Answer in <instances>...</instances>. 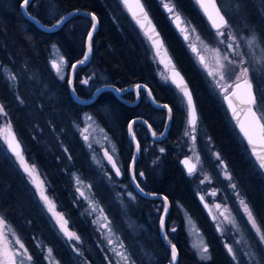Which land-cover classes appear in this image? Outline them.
I'll return each instance as SVG.
<instances>
[{
  "label": "trees",
  "instance_id": "16d2710c",
  "mask_svg": "<svg viewBox=\"0 0 264 264\" xmlns=\"http://www.w3.org/2000/svg\"><path fill=\"white\" fill-rule=\"evenodd\" d=\"M175 1L176 4L188 12L194 22L202 20L199 11H196L194 16V10L197 7L192 1ZM20 2L21 0H0V103H3L4 106L6 104V108L9 111L12 108L11 112H14L12 118L15 128L22 135L24 134L20 125L23 117L21 109L18 108L16 111H14L15 108L13 109V100L12 102L10 101L13 92L9 89V81L3 78V68L17 76L16 85L21 87V97L24 100V104L26 105L27 103L26 108L32 109V113L35 115L32 114L33 120L37 123V127L39 126L43 129V124L41 123L46 121L48 129L54 134L53 136H55V132L59 133L61 142L64 145L68 144L67 147L71 150V152L69 151L71 158L75 159L79 151L74 149L73 142L70 143L69 133L63 132V134L58 129L54 119L57 110L63 116L62 122L64 126L67 121L71 122L78 118L82 112L89 111L105 127L106 123L103 119L108 117L112 127L107 129L123 132L117 141L123 149L128 164L131 147L127 131L129 120L134 116H140L153 124L148 112L142 108L143 105L141 104V108L134 111L133 108H128L121 103L111 91L101 92L91 105H77L71 99L67 81H59L55 78L47 63L49 46L52 44H56L62 50L69 63L82 59L85 52L87 32L90 30L92 23L91 20L83 16H75L64 23L59 30L43 32L22 12L19 7ZM110 2L111 0H33L27 11L32 17L46 26H51L56 19L76 9L85 10L97 16L98 27L93 35L91 60L87 67L79 68L75 74L74 90L77 96L86 98L90 95L89 92L102 85H112L122 89L142 84L151 91L155 99L168 103L173 108L167 138L160 144L157 143V145H161L164 148L161 175L153 180L148 177L149 175L145 174L147 181L146 183L142 181L140 185L142 188L161 193L168 198L170 204L168 220L172 218L175 203L183 205L198 225L205 228L215 262L218 264H232L230 259L225 254L223 255L222 246L214 238L215 232L211 229L212 224L196 198L188 176L179 165L177 146L184 127L185 112L177 105L174 97L169 92L165 95L161 93L163 92L161 91L163 86L159 84L156 76V66L143 45V35L127 13H120L119 21H114L111 15ZM144 3L162 35L165 45L168 47L174 63L191 86L199 120H201L217 151L227 162L241 187L242 193L247 198L245 180L251 179L253 181V186L257 193V201L254 204H251L249 199L248 201L260 226L264 228V175L251 158L226 109L207 89L201 73L193 63L181 39L173 28L171 29L169 22L164 20L165 17L158 2L156 0H144ZM52 13H55V15ZM90 74L92 79L89 82V87H82L80 80ZM141 95H143L142 100L145 99L144 92L141 91ZM148 106L150 105L148 104ZM151 109L153 110L154 108ZM153 111L161 115V122L158 124L160 126L165 119L164 111ZM135 125V133L145 132L146 129L142 124ZM155 127H157L156 123ZM27 139V149H29L32 156L49 177L51 182L49 187L52 189L51 197H54L58 204H61L62 208L61 206L60 208L62 211L68 212L70 216L68 218L71 224L73 223L75 226L82 242L93 251L91 230L79 217L77 210L73 208L69 193L66 191L65 180L61 174H58L55 160L50 157L51 154H48L42 148L41 144L38 142L34 143L29 137ZM145 169V166L140 163L137 164V171H145ZM152 181H155L156 184L151 185ZM138 197L140 198V205L138 206V210H141L138 212L140 214L144 213L143 209L150 203L157 206L160 203L162 204V201L157 199ZM33 198L34 195L31 188L22 179L9 157L0 148V211L5 214L6 218L9 217L12 222L17 223L16 226H19V228L20 220L27 223V226H29L26 227L27 234L37 236L40 235V231L42 232L40 230L41 214ZM41 220L43 224H46L44 218ZM176 223L178 239L172 241L179 247L184 243L181 237L183 232L181 216L177 217ZM44 228L46 227L44 226ZM23 232H25L24 229ZM46 234H51L50 243L55 250H58L56 247L60 245V241L57 240V236L55 237L50 231H46ZM156 241V247L154 240V245L149 248L150 250H146L157 252L158 260H156V264H161L166 260L169 249L161 243L159 238ZM58 252L63 262H65L64 264H71V259L63 255L64 249L60 248ZM83 260L92 262L89 255H84ZM96 260L101 261V258L95 253ZM185 262L186 264H200L192 254L182 260L183 264Z\"/></svg>",
  "mask_w": 264,
  "mask_h": 264
},
{
  "label": "rangeland",
  "instance_id": "374dc122",
  "mask_svg": "<svg viewBox=\"0 0 264 264\" xmlns=\"http://www.w3.org/2000/svg\"><path fill=\"white\" fill-rule=\"evenodd\" d=\"M190 1H192L196 6L195 0ZM215 1L222 14L225 15L226 19L232 26L233 33L237 36L236 43L239 44L240 47L236 48V52L243 53L244 58L248 61L259 59L264 56V49H249L246 45V41L240 39V37H246L249 33L255 32L258 35V38L264 41V0ZM174 2L176 8L182 14L183 21L187 22L189 30L191 31L192 28L196 30L195 33L190 35V41L196 44L198 52L193 53L188 47V44L185 42V40L183 41L184 47L188 51L198 71L201 73L202 79L206 84L207 89L225 108L224 103L222 102L220 89L216 87V83L208 75V71H213L216 74L217 81H219V69L217 68V61L219 60L221 63H227L226 61H223V55L226 53V45L219 43V39H223V37L219 39L216 38L215 31L211 29L210 26H208L206 23L201 22L204 20L194 22L188 12L181 6L176 4L175 0ZM110 3L111 15L114 21L117 22L119 21V14L127 13V11L123 7V5L120 4V0H111ZM196 11L198 12V10H194V16ZM176 34L180 39V36H183L182 33ZM197 34L201 37L202 42L196 40ZM148 48L150 50L149 56L156 66V76L159 80V84L162 85L167 90V92H169V94L174 97L177 105L180 106L186 113V105L181 104L180 98L177 97V91L173 88L169 81H165L164 79V77L167 75L165 68L159 65L158 62H154V56L152 54L151 47L149 46ZM59 55H62L65 58L64 54L62 53V51H60L59 47L56 44L50 45L47 60L48 66L54 77L59 81H63L57 77L56 72L52 69L50 64V60L58 59ZM199 55L204 56L205 64L208 66L207 70L205 69L204 65L199 62ZM65 61L66 65H61V70L65 75V80H67V77L69 75V64L66 58ZM2 71L3 78H5L8 73H12L6 68H3ZM89 71L92 72L91 69H89ZM88 77H92V75L90 74L89 76H85L83 79H86ZM253 81L254 91L257 98V106L261 110H264V72L255 73ZM16 83V81L8 83L9 89L12 90L13 96L15 98L12 99L13 96L11 97L10 95V101L12 102L13 100L12 105L13 109L15 108L14 111H16L18 108L21 109L20 111L23 117L21 119L20 125L25 135H22L20 131L15 128V124L12 118L14 112H11L12 108L11 111H9L6 108V104L4 107L8 113V116L6 118L0 117V125L4 123L5 119L11 121L13 131L17 135L19 141L22 143L26 160L36 165L37 170L40 174V178L45 181L46 188L49 186V184L51 185V182L49 180V177L47 176L46 171H44V169L32 156L29 149H27V137H29V139L34 143L38 142L39 144H41L42 148L48 154H51L50 157L55 160V163L57 164L56 168L58 167V174H61L65 180L66 191L69 193L73 208L77 210L79 217L85 222V224L89 226L92 233L91 243L93 246V251L83 242L77 245L75 241L68 242L63 238V234L59 232L58 227H56L55 221L48 213L43 203L40 201L38 194H36L35 188L29 182V178L24 174L22 169H20L15 157L7 153L3 139H0V148L9 157L12 165L16 168L26 184L31 188L34 195L33 201L37 203V206L40 209V214L46 221V224L44 223L42 227V240L41 237H37L33 234H27L26 227H29L27 226V223L20 220L18 224L20 225V229L19 226H16L17 223L12 222L9 217L6 218L5 214L0 211V216L6 218L8 224L11 225V227L18 234L21 241L24 243L25 247L29 250L30 255H32L33 257L32 264H50V261H54L55 264L65 263L63 262L61 255L58 252L60 248L64 249L63 255L71 259V264H123L121 258L115 255L114 249L116 251H125L130 256L131 261H134V264H156V260H158L156 256L157 252H150L149 248L154 245V240L155 247L157 245L156 239L159 238L160 234L159 217L163 214V203H160L158 206L150 203L143 209L144 213H138L139 211H141L140 209L138 210V206L140 205V198L127 185L120 184L117 179L114 178L108 171L109 164L104 158V150H108L114 157L117 156L116 141L106 131L108 127H112L109 118L105 117V115L103 114L105 117L103 121L106 123L105 127L101 123V121L89 111L82 112L78 116V118H75L74 121L71 122L67 121L66 125L64 126L62 122L63 116L60 114L61 112L59 110L55 112L56 115L54 116V119L58 126V129L61 131V133H69L70 143L73 142L74 149L79 151L75 159L71 158V160H69V151L71 152V150H69V148L67 147L68 144L64 145V143L61 142L59 133L55 132V136H53L54 134H52L53 132L51 133L50 129H48L46 121L41 123L43 124V129L39 126L37 127V123H35L32 116V114L34 115V113H32V109L26 108L27 103L25 102V105L24 100L21 97V87H18ZM220 83L224 82L220 81ZM17 96L20 97L23 103H20V101L16 99ZM0 104L4 105L3 103ZM86 116H91L93 120L87 121L85 119ZM44 126L47 128H45ZM85 127H88V131L85 133V135L89 136L88 142L84 141L80 132V129ZM101 129H103L102 132ZM186 131L189 133V136H185ZM191 135V129L187 127L185 116L184 127L177 146V152L179 154L178 161L186 156L191 157V161L196 164L197 170L195 174H193L192 176L187 175L188 179L193 186L196 198L198 195L205 197L212 217L216 218L215 222L212 223V226L216 227L217 224H220L222 231L219 233L221 236V241H223L224 248L225 244H229L236 250V255L239 257V259L237 261H233L232 257L229 256L225 248V251L229 256L231 263L249 264V258L245 256L244 253L251 251L256 256V260L259 261V264H264V245L259 244V240L256 237L255 231L248 223L247 217L243 213L242 208L235 195V192H239L240 196L244 198L248 204L249 201L251 204L256 203L257 193L254 189L253 181L251 179L245 180V184L247 187L245 191L248 194L247 198L246 195L242 193L241 187L237 182L235 176L232 174L233 172H231V169L228 166L227 162L221 157L219 151H217L214 143L211 141L210 137L205 131L201 120L198 119V126L195 133L196 141L194 144L190 139ZM105 136L108 137L107 140L104 138ZM89 144H91V147H89ZM113 146L115 148L114 153L112 152ZM141 148L143 152L141 151L142 154L140 164L142 166H145L146 169L144 172L145 174H147V176L149 175L148 177L156 179L155 177H159L161 175L160 170L163 164V152H161L160 149L163 147L161 145L154 144L153 142L149 143L147 141L143 143V147ZM190 148L193 150L190 151ZM132 151L133 158V148ZM214 153H218L221 159L224 161V164L227 166V169L232 176L231 182L224 178L222 168L220 167V161L215 158ZM197 154L200 157L199 162H197L196 160ZM138 157L136 160H138ZM134 166L135 164L133 165V168ZM73 174L83 180V184L80 185V187L85 192L86 197L88 198L87 201L85 200V198L79 197V193H77L76 191L77 185L73 180ZM109 177H111V179H109ZM205 177H207L208 179H205ZM201 180H204L205 182L201 183ZM230 183H234L236 185L235 190H233L229 186ZM154 184H156L155 181L151 182V185ZM89 186H91V190H89ZM209 191L216 193L215 195L217 202L221 204L222 208L227 207L229 209L230 218L234 219L236 223L235 228H233L231 224L226 223L224 221V218L219 215L218 210L212 203V200L209 199ZM129 192H131L135 197L134 200L129 198ZM52 199L56 205L57 211L62 212L65 215V218L69 221L70 230L77 233L75 226L73 225V223L71 224L68 218V212L65 213L64 211H62L61 204H58L57 200H55L54 197ZM89 202H92L95 205L97 209L96 212H91V210L88 208ZM101 208L104 211V215L107 216L108 220L110 221L111 231L105 228H99L98 224L93 223L94 219L100 217L99 209ZM89 212H91V214H89ZM226 215H228V213H226ZM168 216L169 210L165 216L166 229L168 230L172 228L177 229V217L181 216L183 220V232L181 233V237L183 238L185 245H183V243L181 246H179L180 253L178 252V258L179 254L181 255V260L192 254L194 258L199 259L197 256V246H200L202 242L205 244L207 243L203 235L199 233L198 223L194 220L187 209L180 203H175L171 220H168ZM103 222V218L100 217V223ZM44 226L46 228H44ZM23 229L25 230V232H23ZM46 231H50L55 237L57 236V240L60 241V245L56 247L58 250H55L54 246L50 243L49 239L52 238V236L51 234H46ZM175 232L176 231H168L167 234L169 235V237H171V239L173 238V240H176L178 239V234L177 232ZM25 239L28 240L25 241ZM109 239L113 241L112 245L108 244ZM237 240L240 241L239 244L236 243ZM121 242L124 244L123 249L119 248ZM70 243L72 245H75L79 249L81 255H77L72 251ZM172 243L174 242L172 241ZM37 245H41V247H37ZM46 248L52 249V257H50L48 261L44 259V256L46 255ZM146 249L149 250L147 251ZM95 253L100 256L101 261H95ZM84 255H89L92 259V262L83 260ZM169 260L170 250L168 256L166 257V260L161 264H167ZM180 262L181 264L184 263H182V261ZM25 264H27V262H25ZM253 264H256V262L254 261Z\"/></svg>",
  "mask_w": 264,
  "mask_h": 264
},
{
  "label": "snow or ice",
  "instance_id": "6c2138e0",
  "mask_svg": "<svg viewBox=\"0 0 264 264\" xmlns=\"http://www.w3.org/2000/svg\"><path fill=\"white\" fill-rule=\"evenodd\" d=\"M33 0H21L20 9L24 12L25 15L29 16V18L35 19L28 13L27 9ZM196 4L204 11V14L211 21L212 28L215 30L216 38L219 39L220 44L226 45V53L223 55V61L227 63H221L219 60L217 61V68L219 69V81L216 79V74L213 71H208V75L212 78V80L216 83V87L220 89V94L223 96L224 101L227 103L228 109L231 111L233 118L236 120L237 126L240 129V132L243 134L245 140L251 148V155L255 157L258 168L261 171H264V110H261L257 106V98L254 93V81L253 77L257 72H264V56L259 59H254L252 61H248L244 58L243 53H237L236 48L240 47L239 44L236 43L237 36L232 31V26L229 21L226 19L225 15L222 14L221 10L217 6L215 0H209V3H206L205 0H195ZM120 4L123 5L124 8L131 14L132 19L135 21V24L140 28L143 32L144 36L150 42V47L152 54L154 56V62H158L163 65L165 71L168 73L164 79L165 81H170L172 85L175 86L177 90V97L180 98L181 104L186 105V121L187 127L191 129V141L194 144L196 141V130L198 126V113L196 106L194 104L193 95L190 91L187 83L185 82L184 77L175 67V64L169 53L166 49V46L161 39V35L157 28L154 26L152 19L149 16L148 11L146 10L145 4L143 0H120ZM161 4L164 10L169 14V19L175 24L176 28L180 33L183 34V39L188 44V47L191 49L193 53L198 52V48L196 44L190 41V35L195 33V29L192 28L191 31L187 26V22L185 26L182 25V14L176 8L174 0H161ZM209 7H211L214 11L213 13L209 12ZM55 15V13H52ZM69 15H74V13H70ZM87 15L91 16V30L87 32V51L83 53V59L77 60L75 63L71 64V69L73 73L77 69L78 65H83L88 60L90 53L92 52V40L93 33L97 27V16L94 13H88ZM67 17L61 16L59 19L55 20V23L51 25V28L48 30L58 28ZM246 41V45L249 49L261 48L264 49V41L258 38V35L255 32L249 33L246 37H240ZM196 40L201 41V37L197 34ZM202 42V41H201ZM206 47V46H205ZM230 57H238V58H230ZM199 62L204 65L207 70L208 66L205 64L204 56H198ZM50 64L53 70H55L56 75L59 79L65 80V75L62 73L61 65H66L65 58L62 55H59L58 59L50 60ZM10 83L17 80V76L14 73H8L5 76ZM92 77H88L81 81L82 84L87 85L89 80ZM223 81L224 83H220ZM67 83L69 86H72V78L69 77L67 79ZM144 88L143 85L137 84L135 85V89L137 90V94L139 95V90ZM243 90V95H239V91ZM114 91L117 93L121 91H127V89L114 88ZM101 91L100 88L96 89V92ZM96 93H92L95 95ZM148 96L151 97V91H148ZM20 103L23 101L19 96L16 97ZM234 99L236 103H234ZM155 103V101H153ZM237 103L239 104V110L237 108ZM158 107L162 109H167L169 118L173 113V108L168 104H158ZM8 113L4 107V105L0 104V117L6 118ZM85 119L87 121H92L93 118L91 116H86ZM136 121H131L128 124V131L131 135V139L136 141V135L134 134L133 125ZM147 123V121H145ZM167 124H165V128ZM88 131V127L80 129L82 138L85 142L89 141V136L85 135ZM103 129H101V132ZM149 131L152 132L153 138H157V136H163V132L159 134L156 131H153L152 126L149 124ZM185 136H189V133L186 131ZM106 140L107 136L104 137ZM0 139H3V142L7 145V151L11 153L12 156L15 157L16 162L19 164L20 169L24 172V174L29 178V182L35 188L36 194H38L40 201L43 203L44 207L47 209L48 213L51 215L53 220L55 221L56 227H58L59 232L63 234V238L72 242L75 241L76 244L82 243L81 237L75 232L70 230L69 221L65 218V215L62 212L57 211L56 205L52 198L47 194L45 181L40 178V174L37 170V167L34 163H30L26 160L24 151L22 149L21 142L17 138V135L14 133L12 128V123L10 120L4 121L2 125H0ZM91 147V144H89ZM137 151L140 149V144H136ZM192 151L193 149H189ZM67 151V150H65ZM161 152L164 151L163 148L160 149ZM112 152H115L114 146L112 147ZM215 158L220 161V167L222 168L224 178L231 182L232 176L229 173L227 166L224 164V161L221 159L218 153H214ZM104 158L107 160L108 164L111 165L112 170L115 173V176L119 177L121 175V169L118 167L116 160L113 155L110 154L108 150H104ZM133 163L135 162V155H133ZM69 160H71V156H69ZM191 157H186L182 164H184L187 174L192 176L196 172V164L190 163ZM196 160L199 162L200 157L197 154ZM129 171L132 174V181L135 184V187L144 195H155L154 193L145 192V190L141 187L139 183H137V177L134 174V168L130 167ZM107 175V173H106ZM141 178L144 177V173H139ZM111 179V177H109ZM205 179H208L205 177ZM73 180L77 185L76 191L79 193V197L85 198L87 201L85 192L82 190L80 185L83 184V180L78 176L73 174ZM204 180H201V183H204ZM210 182V181H209ZM229 186L235 190L236 185L234 183H230ZM89 190H91V186H89ZM215 192H212L211 195H215ZM237 200L242 208L243 213L247 217L248 223L251 225V228L255 231L256 237L259 240L260 245H264V228H262L252 210L251 206L246 202L244 198H242L239 192H235ZM130 199H135L131 192L128 193ZM78 197V198H79ZM163 199V213L159 217L160 230L163 234V239L170 246V264H177V246L172 243L167 234L168 231H175V228L170 230L166 229V220L165 215L168 212L169 201L167 197H160ZM201 203L204 204L205 208L208 207V204L204 202V197H200ZM216 209L219 211V215L224 218V221L228 224H231L233 228L236 227L235 220L230 218L229 209L224 207L222 211L221 205L216 204ZM88 208L91 212H96L97 209L92 202L88 203ZM89 212V214H91ZM100 217L103 218V223H100V217L94 219L93 223L98 224L99 228H105L111 231L110 221L108 217L104 215L103 209H99ZM228 213V215H226ZM211 215V213H210ZM215 217L213 220L215 222ZM190 223V221H189ZM217 232H221L220 224L216 225ZM14 241V242H13ZM237 244L240 243L239 240L236 241ZM108 244L112 245L113 241L111 239L108 240ZM0 264H32L33 257L30 255L29 250L25 247L24 243L19 238L18 234L15 230L8 224L5 217L0 216ZM18 245V247H17ZM37 247H41V245H37ZM70 247L72 251L77 255H81L79 249L70 243ZM119 248L123 249L124 244L121 242ZM225 248L232 257L233 261H237L239 257L236 255V250L229 244H225ZM46 255L44 259L48 261L50 257H52V249L46 248ZM115 255L119 256L123 261V264H134V261H131L130 256L125 251H116L114 249ZM210 250L207 244L201 243L200 246H197V256L203 262V264H207V261L211 259ZM245 256L249 258V264H253L255 261L256 264H259V261L256 260V256L248 251L244 253ZM50 264H55L54 261H50Z\"/></svg>",
  "mask_w": 264,
  "mask_h": 264
},
{
  "label": "flooded vegetation",
  "instance_id": "af4514ba",
  "mask_svg": "<svg viewBox=\"0 0 264 264\" xmlns=\"http://www.w3.org/2000/svg\"><path fill=\"white\" fill-rule=\"evenodd\" d=\"M157 2H158V5L161 3V0H156ZM143 3H144V0H143ZM145 4V3H144ZM217 4V3H216ZM218 6V5H217ZM145 7H146V5H145ZM160 8H161V10L163 11V16L165 17L164 18V20H166V21H168L169 22V24H170V26H171V29L173 28V30H174V32H176V33H179L180 34V32L177 30V28H176V26H174L172 23V21L169 19V14L164 10V8L161 6V4H160ZM197 9H198V11L201 13V11L199 10V8L197 7ZM201 16H202V20H204V21H201V22H204V23H206L208 26H210L209 24H208V22L205 20V18H204V16L202 15V13H201ZM182 21H183V18H182ZM154 22V21H153ZM195 22H198V21H195ZM156 25V24H155ZM181 26H185V23H184V21L182 22V25ZM211 28V27H210ZM212 29V28H211ZM172 30V31H173ZM215 31V30H214ZM162 36V35H161ZM144 37V36H143ZM181 37V41H182V43H183V41H184V39H183V36L181 35L180 36ZM164 41V40H163ZM164 44H165V42H164ZM144 46H145V48H146V51H147V53H148V55H150V50H149V46H150V44H149V42L146 40V38L144 37V44H143ZM183 45H184V43H183ZM147 46V47H146ZM166 46V45H165ZM60 49V48H59ZM166 49H167V51H168V53L170 54V52H169V50H168V47L166 46ZM60 51H62L61 49H60ZM63 53V52H62ZM92 54V53H91ZM65 56V55H64ZM170 56H171V54H170ZM172 57V56H171ZM66 58V57H65ZM66 60H67V58H66ZM90 60H91V58H90ZM68 61V60H67ZM90 62V61H89ZM174 62V61H173ZM68 64H69V72H70V67H71V64H73V63H69L68 62ZM89 64V63H88ZM87 64V65H88ZM175 64V63H174ZM87 65L86 66H84V67H87ZM160 65V64H159ZM163 67V66H162ZM175 67L177 68V66H176V64H175ZM79 68H81V67H79ZM79 68H77L76 69V71H75V74H76V72H77V70L79 69ZM164 68V67H163ZM178 69V68H177ZM179 70V69H178ZM180 71V70H179ZM181 72V71H180ZM75 74H74V78H75ZM168 74V73H167ZM183 75V74H182ZM184 76V75H183ZM69 78V75H68V77H67V79ZM185 78V77H184ZM186 79V78H185ZM82 80H84L83 78L80 80V81H82ZM65 81V80H64ZM67 81V80H66ZM187 81V80H186ZM89 82H90V80H89ZM81 83V82H80ZM188 83V82H187ZM171 84V83H170ZM89 85H90V83H88L87 85H85V84H82L81 83V86L82 87H84V88H87V87H89ZM189 85V84H188ZM67 86H68V83H67ZM73 86H74V80H73ZM189 87H190V90H191V92H192V95H193V91H192V89H191V86L189 85ZM98 88V87H97ZM174 88V87H173ZM122 89H127V91H122L123 93H122V95H120L121 96V98L122 99H124L125 101H127V102H129V103H135V105H133V106H128L127 104H125V103H123V102H121V103H123L126 107H128V108H133L134 109V111H136L138 108H141L140 106H141V104L144 106H142V108L143 109H145L147 112H148V114H149V116L152 118V122H153V124H151V123H149L146 119H144L143 117H140V116H134V117H140V118H142V119H144L145 121H147V123L148 124H150L151 126H152V129H153V131H156L158 134L160 133V132H163V130H164V128H165V122H166V110L165 109H157V108H155V107H153L151 104H150V102H149V100H148V97H147V93H146V91H145V89H140L139 90V95L137 94V90H135L134 89V86H132V87H129V88H122ZM175 89V88H174ZM95 90V89H94ZM93 90V91H94ZM176 90V89H175ZM93 91H91V92H89L90 93V95L88 96V97H86V98H89V97H91L92 96V93H93ZM141 91L142 92H144V94H145V99H143L142 100V97H143V95H141ZM161 91H163V92H161L162 94H168L167 93V90L163 87L162 88V90ZM177 91V90H176ZM112 93H114L113 91H111ZM254 93H255V91H254ZM153 96V95H152ZM116 97V96H115ZM154 97V96H153ZM81 98V97H80ZM117 98V97H116ZM155 99V98H154ZM193 99H194V95H193ZM158 103H161V104H168V103H164V102H161V101H158L157 99H155ZM194 102H195V99H194ZM222 102H223V96H222ZM148 104L151 106V108H154L153 110H162V111H164V122H163V124H160V126H158V124L161 122V120H160V116L161 115H159V114H156V112L155 111H153L151 108H150V106H148ZM169 105V104H168ZM81 106V105H80ZM170 106V105H169ZM195 106H196V102H195ZM196 109H197V107H196ZM139 110V109H138ZM197 113H198V111H197ZM228 113V112H227ZM185 115H186V113H185ZM229 115V114H228ZM198 119H199V116H198ZM231 120V119H230ZM155 123H156V125H157V127H155ZM135 124H140V123H135ZM133 125V130L136 128L135 126L136 125ZM170 125V124H169ZM144 126V125H143ZM145 127V126H144ZM145 132H140V133H135V130H134V134L136 135V141H137V143H139L140 144V149H139V157H138V160H136L135 161V166H134V174L136 175V177H137V183H141L142 181L143 182H145L146 183V181H147V179H146V176H145V172H144V170H141V171H137V164L138 163H141V154H142V152H143V150H142V148L141 147H143V143L144 142H149V143H154V144H157V143H161V142H163L166 138H167V134H168V131H167V134H166V136L162 139V140H159V141H155V140H153V139H151L150 138V136H149V133H148V130H147V128L145 127ZM169 129V128H168ZM106 131H107V133H109L110 134V136L116 141V150H117V156L116 157H114V159L116 160V162H117V165H118V167L121 169V175L119 176V177H117V176H115V173H114V171L112 170V168H111V165H109V167H108V171L111 173V175L114 177V178H116L117 179V181L120 183V184H122V185H127L129 188H131L132 190H133V187H132V183H131V176H130V171H129V169H130V163H131V158H132V154H133V151H132V148H133V150H134V144L132 143V141H131V139L129 138V136H128V138H129V140H130V144H131V147H130V158H129V163L127 164V161H126V156L124 155V152H123V149H122V147L119 145V143H118V141H117V139L120 137V136H122V131H120V130H109V129H106ZM142 151V152H141ZM164 152V151H163ZM148 156H149V154H148ZM143 157V156H142ZM186 157V156H185ZM180 165V164H179ZM182 168V167H181ZM184 171V170H183ZM141 172H143L144 173V177L143 178H141L140 176H139V173H141ZM150 179H151V177H149ZM149 180V179H148ZM144 190H145V192H152V193H155V192H153V191H151V190H149V189H145V188H143ZM46 190H47V194L51 197L52 196V194H51V191H52V189L48 186L47 188H46ZM134 191V190H133ZM135 192V191H134ZM209 194H210V196H209V199L210 200H212V203H213V205H214V207H215V205L216 204H220V203H218L217 202V199H216V195H211V191H209L208 192ZM135 194L137 195V196H140V195H138L136 192H135ZM204 201L207 203V201H206V199H205V197H204ZM200 203V202H199ZM208 204V203H207ZM159 205V204H158ZM200 205H201V203H200ZM221 205V204H220ZM202 207V206H201ZM216 208V207H215ZM222 208V207H221ZM203 209V208H202ZM223 209V208H222ZM222 209H220V211H222ZM204 211V210H203ZM218 213H219V211H218ZM41 219H43V217L41 216ZM40 219V227L42 228L43 227V221ZM208 219H209V222L212 224L213 222H214V220H213V217H212V219H210L209 217H208ZM40 228V230H42ZM211 229L215 232V235H214V238L215 239H217L218 240V243H219V245L220 246H222V248L221 249H223V255L225 254V256H227L228 258H229V256L227 255V252L225 251V248H224V246H223V241H221V236H220V233L219 232H217V230H216V227H211ZM176 232H177V229L175 230ZM175 232V233H176ZM199 233L200 234H202L203 235V237L205 238V240H206V243H207V246L209 247V250H210V252H209V254H210V257H211V259L209 260V261H207V264H218L217 262H215V260H214V255H213V252H212V248H211V244H210V242H208V237H207V235H206V230H205V228L204 227H201V226H199ZM43 231L41 232L40 231V235H37V237H41V239L43 240ZM169 236V235H168ZM170 238V240H173V238L171 239V237H169ZM159 239L161 240V243L165 246V244H164V242H163V240H162V237L160 236V234H159ZM175 244V243H174ZM176 245V244H175ZM51 246V245H50ZM177 249H178V252L180 251V248L177 246ZM180 253V252H179ZM181 255L179 254V258H178V262H177V264H181V262L180 261H182L181 260V257H180ZM230 259V258H229ZM200 264H203V262L200 260V259H196ZM64 264V263H63Z\"/></svg>",
  "mask_w": 264,
  "mask_h": 264
},
{
  "label": "water",
  "instance_id": "95a60500",
  "mask_svg": "<svg viewBox=\"0 0 264 264\" xmlns=\"http://www.w3.org/2000/svg\"><path fill=\"white\" fill-rule=\"evenodd\" d=\"M205 2L206 3H209V0H205ZM216 2V1H215ZM196 3V2H195ZM197 5V4H196ZM198 6V5H197ZM198 8H199V10L201 11V13H202V15L204 16V18H205V20L208 22V24L210 25V27L212 28V25H211V21L208 19V17L204 14V11L198 6ZM126 9V8H125ZM147 10V9H146ZM126 11H127V9H126ZM23 12V11H22ZM209 12L210 13H213L214 14V11H213V9L211 8V7H209ZM24 13V12H23ZM70 13H74V15H69ZM88 13H91V12H88V11H85V10H80V9H76V10H73V11H71V12H69V13H67V14H65V15H63V17H67V19L58 27V28H55V29H52L51 31H49L48 29L49 28H51V26H46V25H43L42 23H40V21H38L36 18L35 19H32V18H29V16H27L26 15V17L31 21V22H33L41 31H43V32H55V31H57V30H59L61 27H62V25L64 24V23H66L67 21H69L71 18H73V17H75V16H83V17H86V18H88V19H90L91 20V16H89V15H87ZM127 13H128V15H129V17L131 18V20L133 21V23L135 24V21L132 19V17H131V14L127 11ZM150 16V15H149ZM151 18V17H150ZM152 19V18H151ZM153 21V20H152ZM92 22V21H91ZM153 24H154V26L156 27V25H155V23L153 22ZM173 25L175 26V24L173 23ZM135 26L138 28V30L141 32V34L144 36V34H143V32L140 30V28L135 24ZM97 27H98V23H97ZM97 27H96V30H97ZM157 28V27H156ZM213 29V28H212ZM90 30H91V27H90ZM89 30V31H90ZM95 30V31H96ZM157 30H158V28H157ZM178 30V29H177ZM214 30V29H213ZM95 31H94V33H95ZM159 31V30H158ZM179 31V30H178ZM94 33H93V35H94ZM160 33V32H159ZM161 35V34H160ZM145 37V36H144ZM146 38V37H145ZM161 39L163 40V38H162V36H161ZM146 40H147V38H146ZM148 41V40H147ZM149 42V41H148ZM164 42V41H163ZM149 44H150V42H149ZM87 45H88V40H87V37H86V40H85V51H87ZM169 56H170V54H169ZM171 57V56H170ZM90 58H91V53H90V55H89V58H88V60L85 62V64H83V65H78V67L77 68H79V67H84V66H86L88 63H89V61H90ZM82 59H83V57H82ZM171 59H172V57H171ZM173 60V59H172ZM75 63V62H74ZM161 65V64H160ZM161 66H163V65H161ZM164 67V66H163ZM178 70V69H177ZM55 71V70H54ZM76 71V70H75ZM179 71V70H178ZM180 72V71H179ZM181 73V72H180ZM74 74H75V72L73 73V70L71 69V67H70V72H69V77H71L72 78V81L74 80ZM181 75H182V73H181ZM183 76V75H182ZM184 77V76H183ZM185 79V78H184ZM170 82V81H169ZM185 82L187 83V81H186V79H185ZM171 83V82H170ZM140 85H142V84H140ZM172 85V84H171ZM187 85H188V83H187ZM144 86V85H143ZM174 88H175V86L174 85H172ZM188 87H189V85H188ZM98 88H100L101 89V91H99V92H96V89L93 91V93L95 92L96 94L95 95H92L91 97H89V98H80L79 96H77V94H76V92H75V90H74V86H73V83H72V86L70 87L69 86V84H68V90H69V94H70V96H71V99L73 100V102L74 103H76L77 105H81V106H88V105H91L95 100H96V98H97V96L101 93V92H103V91H113L114 92V94H115V96L117 97V99L119 100V101H121V102H123V103H125V104H127L128 106H133V105H135V103H129V102H127V101H125L124 99H122L121 98V96L120 95H122V91L121 92H119V93H117L116 91H114L113 89L114 88H116L115 86H112V85H102V86H100V87H98ZM134 89H135V86H134ZM141 89H145V91H146V93H147V97H148V100H149V102H150V104L153 106V107H155V108H157V109H162V108H160V107H158V104H161V103H158L155 99H154V97L153 96H151V97H149L148 96V91H150L146 86H144V88H141ZM189 89H190V87H189ZM136 90V89H135ZM191 91V90H190ZM239 95H243L244 93H243V90L241 89L240 91H239V93H238ZM194 100V99H193ZM153 101H155V103L153 102ZM223 103H224V106H225V108H226V110H227V112H228V114H229V117H230V119H231V121H232V123H233V125H234V127L236 128V130H237V132L239 133V135L241 136V138H242V140H243V142L245 143V145H246V147H247V149H248V151H249V154H250V156H251V158L253 159V161L255 162V164L257 165V162H256V160H255V157H253L252 155H251V148H250V146L248 145V143H247V141L245 140V138H244V136H243V134L240 132V129H239V127L237 126V123H236V120L233 118V116H232V113H231V111L228 109V106H227V103L224 101V99H223ZM234 103H236V101H235V99H234ZM194 104H195V102H194ZM239 104L237 103V108H238V110H239ZM166 110V122H165V124H167V127L166 128H164V130H163V136H157V138H153V136H152V132L151 131H149V124L148 123H145V120L144 119H142V118H140V117H133V118H131L130 120H129V122H131V121H136V123H140V124H142V125H144L146 128H147V130H148V133H149V136H150V138L151 139H153V140H155V141H159V140H162L165 136H166V134H167V131H168V128H169V124H170V118H169V115H168V112H167V109H165ZM129 122H128V124H129ZM127 131H128V125H127ZM128 136H129V138L131 139V135L129 134V131H128ZM131 141H132V143L134 144V155H135V157H136V159H137V157H138V151H137V147H136V144H137V141H133L132 139H131ZM4 145H5V149H6V151H7V145L4 143ZM22 145V144H21ZM22 149H23V147H22ZM7 153L9 154V155H11V153L10 152H8L7 151ZM12 156V155H11ZM186 157H183V158H181L180 159V161H179V164H180V166L182 167V169L184 170V172L187 174V171H186V169H185V166H184V164H182L181 163V161H183L184 159H185ZM136 159H135V161H136ZM190 163H193L191 160H190ZM135 164V162L133 163V159L131 160V163H130V167H132L133 168V165ZM194 164V163H193ZM257 167H258V165H257ZM260 170V169H259ZM261 171V170H260ZM262 172V174L264 175V171H261ZM132 174L133 173H131L130 172V176H131V183H132V187H133V190L138 194V195H140V196H142V197H144V198H146V199H157V200H160V201H162L163 202V199H161L160 197H166L165 195H163V194H161V193H154L155 195H144L143 193H141L136 187H135V184L133 183V181H132ZM188 175V174H187ZM148 193H152V192H148ZM200 197H201V195H198L197 196V198H198V200L200 201V203H201V200H200ZM205 202V201H204ZM164 203V202H163ZM206 203V202H205ZM201 206L203 207V209H204V211L206 212V214L208 215V217L210 218V219H212V215H210V210H209V208L207 207V208H205V206H204V204L203 203H201ZM169 208H170V204H169V207H168V210H169ZM164 214V213H163ZM166 216V215H165ZM160 234H161V237H162V240H163V242H164V244H165V246L170 250V246L168 245V243L163 239V234L161 233V230H160ZM177 252H178V250H177ZM177 261H178V256H177ZM167 264H170V260H169V262L167 263Z\"/></svg>",
  "mask_w": 264,
  "mask_h": 264
},
{
  "label": "bare ground",
  "instance_id": "6f19581e",
  "mask_svg": "<svg viewBox=\"0 0 264 264\" xmlns=\"http://www.w3.org/2000/svg\"><path fill=\"white\" fill-rule=\"evenodd\" d=\"M151 179H153L152 177H151ZM154 180V179H153ZM152 182H154V181H152Z\"/></svg>",
  "mask_w": 264,
  "mask_h": 264
}]
</instances>
